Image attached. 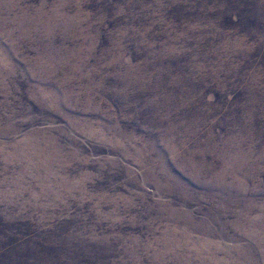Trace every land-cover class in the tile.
I'll list each match as a JSON object with an SVG mask.
<instances>
[{"label": "rangeland", "instance_id": "374dc122", "mask_svg": "<svg viewBox=\"0 0 264 264\" xmlns=\"http://www.w3.org/2000/svg\"><path fill=\"white\" fill-rule=\"evenodd\" d=\"M0 264H264V0H0Z\"/></svg>", "mask_w": 264, "mask_h": 264}, {"label": "trees", "instance_id": "16d2710c", "mask_svg": "<svg viewBox=\"0 0 264 264\" xmlns=\"http://www.w3.org/2000/svg\"><path fill=\"white\" fill-rule=\"evenodd\" d=\"M236 18H238L239 21H237V22H234V21L232 22V21H231V22H232L233 24L237 25L238 27H243V22H244V21H243V15H241V14H240V15H236ZM241 20H242V21H241ZM244 20H246L247 23L249 22V25L251 24V23H250V20H251V19H250L249 17H247V18L244 17Z\"/></svg>", "mask_w": 264, "mask_h": 264}]
</instances>
